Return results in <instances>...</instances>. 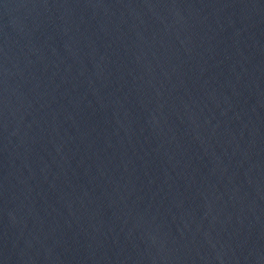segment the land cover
Returning <instances> with one entry per match:
<instances>
[{
  "label": "water",
  "instance_id": "1",
  "mask_svg": "<svg viewBox=\"0 0 264 264\" xmlns=\"http://www.w3.org/2000/svg\"><path fill=\"white\" fill-rule=\"evenodd\" d=\"M0 264H264V0H0Z\"/></svg>",
  "mask_w": 264,
  "mask_h": 264
}]
</instances>
